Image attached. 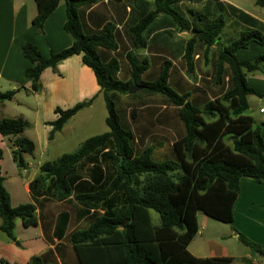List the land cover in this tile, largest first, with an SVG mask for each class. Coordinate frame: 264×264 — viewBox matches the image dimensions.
<instances>
[{
  "label": "trees",
  "instance_id": "obj_1",
  "mask_svg": "<svg viewBox=\"0 0 264 264\" xmlns=\"http://www.w3.org/2000/svg\"><path fill=\"white\" fill-rule=\"evenodd\" d=\"M104 1L123 3V0L34 1L36 15L31 24L38 34H42L43 25L59 3H64L63 30L72 45L50 52L48 58H43L30 42L21 48L22 56L31 64L24 72L30 90L40 92L39 77L46 69L55 70L63 60L80 56L103 96L108 130L88 138L73 153L39 167L38 177L29 185L35 205L29 202L13 207L0 172V230L14 241L17 220L24 228L37 226L36 205L41 208L44 200L64 203L73 198L88 211L87 227L66 235L55 232L58 242L54 247L34 256L29 264H233L232 258L194 257L187 247L198 231L199 213L232 224L241 179L249 178L264 185V139L260 135L264 123H256L245 115L247 97H263L247 85L246 77L262 72L264 55L254 61L236 57L238 51L252 43L264 45V24L219 0H153L154 10H149L146 2H140L122 6L128 8L129 15L117 19H112L105 5H101ZM183 1L204 3L202 11L189 12L193 21L204 23L203 26L191 29V23L173 7ZM255 1L258 6L263 5L262 0ZM212 3L214 9H210ZM157 13L171 18L183 31H193L206 49L216 45L227 17H233L244 27L235 40L219 46L211 58L213 83L222 87L220 100L209 83L207 91L197 88L183 91L181 86L170 85L173 71L170 59L163 60L156 72L151 71L147 59L139 62L126 53L128 74L119 78L122 72L115 54L125 43L135 50L149 49L150 41L156 37L151 27ZM195 44V40H189L182 52L188 75L193 68ZM165 51L158 48L153 52L161 56ZM132 84L143 87L144 93L160 96L159 108H174L171 127L176 138L171 146L172 158L157 161L153 157L154 148L146 144L150 133L147 126L152 127L153 123L146 117L147 124H142L145 117L136 108L121 106L120 98L128 95ZM16 93V90L0 92V104ZM82 107V103H77L66 110L55 108L56 119L48 123L51 127L48 139L52 140L54 133ZM162 112L158 111L155 122L170 126L171 117ZM203 113L212 121L207 122ZM26 127L27 122L22 119L0 118V135L14 138L12 158L18 168L25 167L23 155H32L34 150V142L22 136ZM105 149L118 167L109 186H102L98 169L95 179H91L92 186L80 178L73 179L83 159ZM116 194H120L121 204L105 205ZM152 211L158 215L157 225L152 222ZM238 240L249 253L264 257V249L246 236L239 234ZM0 264L8 263L0 261Z\"/></svg>",
  "mask_w": 264,
  "mask_h": 264
},
{
  "label": "crops",
  "instance_id": "obj_2",
  "mask_svg": "<svg viewBox=\"0 0 264 264\" xmlns=\"http://www.w3.org/2000/svg\"><path fill=\"white\" fill-rule=\"evenodd\" d=\"M29 1L0 0V92L9 90H16L17 92L11 100L0 104V118L26 121L27 127L22 136L34 142L33 154H24L25 167L18 168L12 158L13 147L11 143H13L14 138L0 135V172L13 207L29 202L35 205L29 193V185L35 177H38L39 167L46 163L42 162L43 158L49 157L52 153H57L58 155L55 157L58 158L66 154L62 151V143L57 139L58 135L63 132L67 123L82 111L84 106L66 122L61 130L54 133L52 140H49L51 127L48 123L56 119L55 108L66 110L77 103L84 105L87 102L90 104L96 97L102 96L92 71L82 64L81 57L78 55L63 60L56 66L55 70L46 69L39 77V82L42 83L40 92L30 90V82L25 78L24 72L31 64L22 56L21 48L30 42L38 48L37 50L43 58H48L50 52L69 48L72 45V40L63 30L66 22L64 3H59L43 25L42 34H38L31 24V20L36 15L35 0H32L35 15L31 18H28L27 4ZM219 1L224 5H231L226 0ZM231 6L243 12L235 6ZM126 10L128 12V8ZM249 15L264 24V21L255 15ZM255 45L252 43L247 49L238 51L236 53L237 59L254 61L258 56L264 55L262 49L264 45H256L259 46V51ZM246 82L250 88L264 97L260 88L264 86V65H262V72L249 73ZM23 93L26 98H32L34 101H25L23 95L17 97ZM87 107L89 108L90 105ZM260 109H264V106H255L254 109V111H258L259 118L249 115L256 123H264V116L259 115ZM28 131H31V136L27 134ZM260 135L264 139V125L260 129ZM59 203L61 204V202ZM46 205V203H42L41 208L36 205L37 226L24 228L19 220L16 221L14 241L10 240L0 230V261L8 264H29L34 256L37 257L54 247V244L58 242V234L56 233L62 231L59 225V218L62 213L58 209L49 208ZM200 215L201 213L197 216L198 231L196 236L202 237V242L199 248L194 249L196 253H192L190 247L195 242V237L188 245L187 251L192 256L201 259L224 257L232 258L233 261L239 259L238 255L229 251L225 244H221L217 238H214L215 236L204 235L206 225L202 220L199 221ZM233 217V225L238 218H242L241 222L245 227L242 229V225H236L235 228L237 227L247 238L252 241H264L263 184L255 183L249 178L240 180L239 194L233 206ZM258 231L260 236L256 235ZM235 232H237L236 229ZM233 235L238 238L239 233H233ZM261 244L264 246L262 242ZM248 255L245 253L243 256L249 259ZM251 263L264 264V260L261 262L252 259Z\"/></svg>",
  "mask_w": 264,
  "mask_h": 264
},
{
  "label": "rangeland",
  "instance_id": "obj_3",
  "mask_svg": "<svg viewBox=\"0 0 264 264\" xmlns=\"http://www.w3.org/2000/svg\"><path fill=\"white\" fill-rule=\"evenodd\" d=\"M262 1L263 5L258 6L255 0H226V2L231 3V5L243 10V12L247 15L253 14L257 18H260L264 21V0ZM140 2H146L148 9L154 10L153 0H123V3L114 4V2L112 3L113 5L106 4V1H104V3H102L101 5H105V10L107 11V13L110 14L112 19H117V17L121 18L122 16L126 17L129 15L127 10L122 6L132 4L137 5ZM203 5L204 3H190L183 1L179 4L174 5L173 7L178 10L181 15H183V18H185L191 23V29H193L196 26H203L204 23L194 22L189 12H200L203 9ZM27 7L29 16L28 18H31L35 15V8L32 3V0L29 1ZM210 9H214L213 3L210 5ZM180 28V25L174 22L171 18L163 14L157 13V16L155 17V20L151 27V32H156V37L150 41L149 49L135 50L129 44L126 45L125 43L124 46L121 47V50L117 54H115L120 64L122 72V74L119 75V78H123V75L128 74V63L125 60L126 53H131L139 62H142L144 59H147L151 65V71L156 72H158L161 62L163 60L170 59L173 65V71L170 78V85L174 86L175 88L177 86H181L183 91L192 90L194 88L207 91L208 87H211L207 86V83H209L210 85H212L214 93H218L219 95V92L220 90H222V87L221 85L216 86L213 83V73L211 69V62L213 60H211V58L212 56L216 55L219 46L221 48L227 45L229 42L231 43V41L235 40L238 36L239 31L243 30L244 27L236 23L233 17H227V23L224 29L221 30L219 36L217 37L216 45H213L208 49H206L205 46H202L199 41H197L196 34H194L193 31H183V29ZM117 29L119 30L120 28L117 27ZM191 39L195 40L196 44L194 45V50L192 52V72L188 75L187 64L186 61L182 58V52L184 51L186 43ZM158 48L165 49L166 51L161 54V56H159L158 53L153 52L155 49L158 50ZM255 48L258 50L259 46H256ZM262 49L264 50V48ZM172 56L175 57V59H173ZM206 76H209V78ZM143 79L145 78L143 77ZM260 88L261 91L264 93V86ZM260 88L258 89L260 90ZM22 95L25 101H34L32 98H26V95L24 93L20 94L17 97H20ZM217 97V100L221 99V95ZM102 98L103 97L99 95L94 100H92L90 104L85 102L82 111H80L73 119H71L67 123V126L64 128L63 132L58 135L57 139L59 140V142L62 143L61 148L64 153H73L79 147V144L85 139L100 135L108 130L104 122L107 117V111ZM247 98L248 110L245 115H252L254 118H259L257 115L258 111H254V109L255 106H264V97L260 98L257 96L249 95ZM120 100L121 106H124L125 108L130 107V109L134 107L139 111L142 117H145V119H143L144 122H142V124H147L146 117L149 118L151 123H153L152 127L147 126L150 129V133L146 143L147 145H152V147L154 148L153 157L157 161L172 158L171 146L176 138V131H173L171 127L173 125V117L175 114L174 108H159L158 106L161 97L157 94L144 93L143 90L137 92L135 95H122ZM215 101L216 100H214V102ZM87 105H90V107L88 108ZM200 109L203 110L204 105L200 106ZM158 111H163V114H166L168 115V117H171L169 123L170 126L157 125V123L155 122V118L156 114H158ZM203 117L207 122L212 121L210 117L205 116V113H203ZM27 134H30L31 136L32 133L31 131H28ZM226 143L230 145L228 141H226ZM106 151L107 149L97 151L92 154L91 157L83 159L78 164V168H76V171L73 175V179L80 178V181L85 180L88 185L92 186L93 181L91 179H95V176H97L98 174L96 169H98L100 171V176L102 177V186H109L111 181L116 176L118 167L116 166V164H114V162L109 159V157L106 155ZM55 155L58 154H50L49 157L43 158L42 162L54 161L58 158L55 157ZM81 186H85V184H81ZM44 201H46L47 207H54L62 213L59 218V225L62 229L63 234H68L75 229H85L87 227L85 218L88 216V211L85 210L82 205L75 202L73 198L61 204L59 202L53 203L50 201L48 202L47 200ZM121 202L122 200L120 194H116L112 195L109 203H106L105 205L119 206ZM105 205L103 206L102 210L105 209ZM151 213L152 222L157 225L158 215L154 211H152ZM241 219L242 218H238L235 222V225H233V222L232 224H226L213 220L201 214L199 221L202 220L206 225V233H204L205 236H215L214 238H217V240H219L221 244H225L229 251L239 256V259L234 260L233 264H252V259H256L262 262L264 260V257L249 253L248 248L242 245L238 238L233 235V233L237 232L239 234L244 235L243 232H240L237 227L235 228L236 225H242V229L243 227H245L244 224L241 222ZM234 228L237 230V232H235ZM256 235L260 236V232H256ZM195 237L196 240L192 243L190 247V251L192 253H196L194 249L199 248L202 242V237ZM252 242L264 249V246L261 244V242L264 244L263 240L261 242ZM245 253H247V255L249 254L247 257L250 260L246 259L243 256Z\"/></svg>",
  "mask_w": 264,
  "mask_h": 264
},
{
  "label": "water",
  "instance_id": "obj_4",
  "mask_svg": "<svg viewBox=\"0 0 264 264\" xmlns=\"http://www.w3.org/2000/svg\"><path fill=\"white\" fill-rule=\"evenodd\" d=\"M142 89H143V87L133 85V86L129 89L128 94H129V95H133V94L135 95L137 92L142 91Z\"/></svg>",
  "mask_w": 264,
  "mask_h": 264
},
{
  "label": "built area",
  "instance_id": "obj_5",
  "mask_svg": "<svg viewBox=\"0 0 264 264\" xmlns=\"http://www.w3.org/2000/svg\"><path fill=\"white\" fill-rule=\"evenodd\" d=\"M260 114L264 116V109H260Z\"/></svg>",
  "mask_w": 264,
  "mask_h": 264
}]
</instances>
